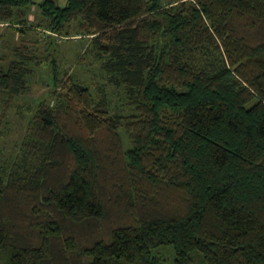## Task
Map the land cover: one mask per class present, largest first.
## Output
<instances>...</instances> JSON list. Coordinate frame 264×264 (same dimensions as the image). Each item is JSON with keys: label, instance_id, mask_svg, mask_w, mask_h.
Here are the masks:
<instances>
[{"label": "trees", "instance_id": "trees-1", "mask_svg": "<svg viewBox=\"0 0 264 264\" xmlns=\"http://www.w3.org/2000/svg\"><path fill=\"white\" fill-rule=\"evenodd\" d=\"M73 23L132 111L0 56L7 101L53 86L0 158V264H264V0H0L21 34Z\"/></svg>", "mask_w": 264, "mask_h": 264}, {"label": "rangeland", "instance_id": "rangeland-1", "mask_svg": "<svg viewBox=\"0 0 264 264\" xmlns=\"http://www.w3.org/2000/svg\"><path fill=\"white\" fill-rule=\"evenodd\" d=\"M57 1L62 6L67 3V0ZM34 10L37 11V8ZM30 20L36 24L41 21V18L33 12ZM67 31L69 33L56 34L45 32L41 28H34L26 34H21L7 24H1L0 56L7 66L15 58L16 48L26 46L25 50L34 52L39 58L46 60L47 56L56 57L61 70V81L73 74L91 89L96 98L106 99L112 112L129 114L132 107L126 98L124 89L110 82L102 69V60L95 55L90 46V37L80 34L78 23H73ZM49 34H52L51 37ZM50 75V65L43 63L42 67L36 70L27 92L10 101H7V96L0 92V115L4 117L0 139V158L3 162L9 163L17 156L23 155V140L28 122L38 102L44 99L53 88L49 86ZM53 98L50 94L46 100L53 104ZM123 137L125 139L124 135ZM154 254L161 255L162 264L173 262L174 251L171 247L157 249Z\"/></svg>", "mask_w": 264, "mask_h": 264}]
</instances>
